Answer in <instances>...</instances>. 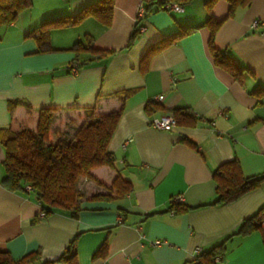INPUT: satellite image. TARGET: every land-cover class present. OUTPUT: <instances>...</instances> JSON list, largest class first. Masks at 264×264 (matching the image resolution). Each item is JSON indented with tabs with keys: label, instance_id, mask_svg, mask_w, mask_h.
<instances>
[{
	"label": "crops",
	"instance_id": "1",
	"mask_svg": "<svg viewBox=\"0 0 264 264\" xmlns=\"http://www.w3.org/2000/svg\"><path fill=\"white\" fill-rule=\"evenodd\" d=\"M95 1L30 0L15 22L0 26V125L10 121L9 99L82 114L96 99L101 112L117 107L111 94L131 89L108 144L114 169L131 188L111 199L81 200L76 216L68 210L43 216L32 194L1 184L5 152L0 143V249L19 258L40 248L42 259H55L77 236L78 264H192L196 247L206 250L220 242L264 204L263 180L230 202L199 205L214 199L212 173L223 161L237 158L244 175L264 171V96L254 93L264 87V26H252L255 18L264 20V0H250L230 14L228 0H190L182 10L152 5L139 19L143 29L130 47L139 7L158 0H115L109 25L90 16L54 28L51 51L37 52L35 39L26 36L42 21L74 15ZM209 17L223 19L214 43L243 70L240 80L213 61ZM184 27L195 28L141 62L149 45ZM85 35L95 47L115 52L73 73L70 46ZM89 57L86 51L79 54L81 60ZM149 101L157 105L148 112ZM184 106L198 117L194 124L174 121L169 130L151 125L153 118ZM23 111L18 106L14 113ZM94 173L110 182L114 170L100 167ZM84 185L90 193L97 189L88 181ZM176 196L199 206L172 211ZM105 239L106 249L95 254ZM154 239L162 242L154 245ZM215 264H264V233L234 235Z\"/></svg>",
	"mask_w": 264,
	"mask_h": 264
},
{
	"label": "trees",
	"instance_id": "2",
	"mask_svg": "<svg viewBox=\"0 0 264 264\" xmlns=\"http://www.w3.org/2000/svg\"><path fill=\"white\" fill-rule=\"evenodd\" d=\"M114 1L97 0L84 6L74 15L44 20L39 26L27 32L26 36L35 39L38 45L37 52L51 51L53 48L49 45V39L52 29L77 24L90 16L103 25H109L112 20ZM189 1H151L145 4L144 11L147 13L152 5H156L157 8L171 9L170 6L173 4L184 6ZM208 1L211 3L214 0ZM228 1L229 14L238 5L250 3V0ZM30 4V0H0V26L15 22L19 13ZM222 20L209 17L205 21L209 28L208 49L215 64L240 80L243 70L233 62L230 56L222 54L214 43L216 31ZM138 22L128 37L126 47L132 46L140 33ZM194 28L184 27L174 34L153 42L146 49L141 62L146 64L153 54ZM70 49L75 52V56L69 64V71L73 67L80 70L91 60L110 57L115 52L112 49L95 47L89 35L75 41ZM84 51L89 52L90 57L81 60L79 54ZM140 68H143V65L140 64ZM131 92V89H126L112 93L111 95L118 100L115 108L101 112L98 110L96 99L93 105L83 107L82 114L71 112L63 114L59 112L58 107L34 109L29 103L18 98L9 99L10 121L8 125H0V143L5 152L1 184L10 190H24L32 194L41 204L43 216L55 210H68L71 216H76L80 209V201L83 199H111L114 194L121 196L128 192L131 183L114 169L115 156L108 149V144L122 114L124 99ZM254 93L258 97L264 96V87L256 89ZM156 105V102L149 101L145 108L149 112ZM18 106L24 108V111L15 114L14 110ZM170 111L178 124L192 125L198 119L188 106L175 107ZM100 167L114 170L110 182H105L95 175L94 170ZM212 175L215 181V197L212 201L199 205L230 202L246 191L256 188L264 180V171L254 175H244L237 158L220 163ZM85 181L91 182L97 189L91 193L88 192V187L84 185ZM196 206L173 200L169 204V209L182 212ZM38 219L39 215L32 221ZM256 230L264 233V204L244 218L236 229L220 242L206 250H201L199 246V250L195 252L191 260L192 264H215L223 256L226 243L231 237L249 235ZM76 238L77 236H74L55 259H42L40 248L30 250L19 258H13L8 250L0 249V264H78ZM106 246L105 239L95 254L103 253Z\"/></svg>",
	"mask_w": 264,
	"mask_h": 264
},
{
	"label": "built area",
	"instance_id": "3",
	"mask_svg": "<svg viewBox=\"0 0 264 264\" xmlns=\"http://www.w3.org/2000/svg\"><path fill=\"white\" fill-rule=\"evenodd\" d=\"M171 9H176V10H182L183 8L179 5L173 4L172 6H170ZM145 14L144 8L142 6L139 7L138 12H137V16H136V22L139 21V19ZM258 25H263L264 26V20H260L255 18L252 21V26L253 27H257ZM139 30L142 31L143 26L139 25ZM71 71L73 73H76L78 70L77 68L73 67L71 69ZM158 98H161L160 95L157 96ZM151 125L158 128V129H166L169 130L171 128H173L174 126V117L172 114H164L160 117H155L151 120ZM27 188H29V186H27ZM181 196H176L174 198V200H180ZM162 241L160 239H154L153 240V244L154 245H159ZM199 246L195 248V252H197L199 250ZM105 264V263H103Z\"/></svg>",
	"mask_w": 264,
	"mask_h": 264
}]
</instances>
